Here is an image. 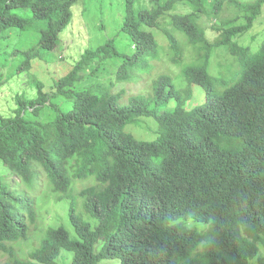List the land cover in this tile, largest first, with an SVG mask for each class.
I'll return each mask as SVG.
<instances>
[{
    "label": "trees",
    "instance_id": "16d2710c",
    "mask_svg": "<svg viewBox=\"0 0 264 264\" xmlns=\"http://www.w3.org/2000/svg\"><path fill=\"white\" fill-rule=\"evenodd\" d=\"M76 1L0 0V40L10 27L39 31L14 68L0 60V68H7L0 70V85L57 46ZM148 1L150 7L124 0L121 29L133 45L130 54H121L112 41L88 48L50 91L32 79L35 95L16 94L12 114L0 112V164L8 169L0 174L4 264H58L61 249L72 252L70 264H100L103 258L120 264H264V33L255 45L249 34L264 0ZM180 3L190 11L177 12ZM224 4L234 15L214 26L218 34L211 42L198 24L199 11L217 17ZM240 17L243 23L235 24ZM154 28L166 37L160 48L178 65L183 83L159 73L150 98L135 94L126 103L111 92V83L73 89L89 63L111 54L122 59L117 81L130 80L140 65L160 57ZM178 35L194 51V61L180 64L184 45ZM218 47L233 56L221 66L211 59ZM56 96L69 107L56 103ZM170 101L173 107L162 110ZM141 116L156 120L155 140L126 130ZM9 174L24 188L12 187ZM41 176L59 197L70 199L77 238L64 226L48 227L23 259L13 244L27 239L35 224L28 190ZM72 176L94 182L73 196Z\"/></svg>",
    "mask_w": 264,
    "mask_h": 264
},
{
    "label": "rangeland",
    "instance_id": "374dc122",
    "mask_svg": "<svg viewBox=\"0 0 264 264\" xmlns=\"http://www.w3.org/2000/svg\"><path fill=\"white\" fill-rule=\"evenodd\" d=\"M251 1V0H239ZM139 3L145 7H150L148 0H139ZM208 10V5L205 7ZM72 17L70 23L59 33V42L53 50L43 51L41 57L35 58L32 61L31 67L27 72L16 74L5 80L0 85V112L3 115H10L15 108V95L24 94L26 97L35 95V87L32 79H39L45 84V90L50 91L56 79L65 75L82 57L86 49H95L97 46L112 41L115 48L121 54H130L133 50V45L125 32L122 31V23L124 20V0H77L71 7ZM177 12L184 13L189 10V6L185 3L177 6ZM209 11V10H208ZM17 12L22 16L30 17L28 9H18ZM235 9L232 6L224 4L222 10L217 15L206 13L203 10L199 11L200 19L198 24L203 27L206 37L209 41H214L217 37L218 31L214 26L219 27L220 19L230 18L234 15ZM235 24L243 23V18L240 17ZM34 25V24H33ZM43 25V24H42ZM154 36L158 42V49L162 44H167V39L162 35V31L154 28ZM257 34L252 38L253 34ZM264 33V9L261 15L256 20L255 25L250 30L252 34L251 45H255ZM7 37L0 40V60L7 62L8 67L14 66L23 58L22 54L25 50L30 48L38 41V28L30 25L26 30L18 29L17 27H10L7 31ZM178 43L181 46L182 63H188L195 60L194 51L190 45L186 44L184 37L177 36ZM162 42V43H161ZM185 42V43H183ZM242 43L241 41H239ZM179 43V44H180ZM243 44V43H242ZM159 58L148 59V64L139 66L137 70L132 73V77L128 81H117L115 73L121 58L111 54L107 58H102L100 61H92L86 67V72L82 79L74 83V88L83 89L92 87L94 89L95 83L106 85L111 83V92L119 93L121 95L120 101L126 103L128 97L135 94H142L151 97V86L153 79L159 73H169L174 79L173 83H183L179 78L178 65L172 63L166 55V50L160 48ZM232 54L225 48L218 47L212 55L213 64L221 66L225 62L228 63L232 59ZM228 67V66H227ZM227 67L223 68L221 75L228 74ZM93 69V70H92ZM1 71H7V68H0ZM89 70H92L90 72ZM184 87V86H183ZM56 103L64 104V97L56 96L53 98ZM196 99L191 100L188 105L196 102ZM173 101H170L161 109L173 107ZM69 107L65 103V108ZM126 130L131 131L136 138L152 141L157 138V122L152 116H141L136 123L127 124ZM8 169L0 164V174L5 176ZM6 180L11 182L12 187L23 189L19 187L17 176L9 174ZM94 182L92 178L79 179L72 176V188L70 193L73 196L79 193L84 186ZM32 185L27 186H34ZM12 190V189H11ZM17 193L16 191H14ZM30 197L33 198V205L36 211L35 224L31 226L29 236L25 240H20L13 244L17 255L20 258H27L28 253L40 243L44 235V231L48 227L64 226L70 233L71 238H77L73 227L69 221L68 207L70 199L66 197H59L58 194L52 191L48 181L41 176L33 191L28 190ZM79 206V205H78ZM96 222L95 219H90ZM261 248L262 244L259 242ZM101 246L99 243L98 248ZM98 248L96 250H98ZM7 254L0 252V264L7 261ZM72 259V252L61 249L57 258L58 264H70ZM100 264H120L118 258H103Z\"/></svg>",
    "mask_w": 264,
    "mask_h": 264
}]
</instances>
